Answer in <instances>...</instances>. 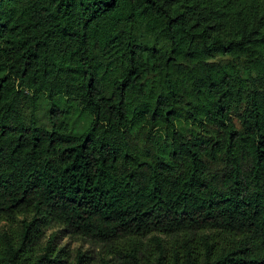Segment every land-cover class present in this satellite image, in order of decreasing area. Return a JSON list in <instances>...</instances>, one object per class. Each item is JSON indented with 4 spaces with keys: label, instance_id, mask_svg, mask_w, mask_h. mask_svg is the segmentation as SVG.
<instances>
[{
    "label": "trees",
    "instance_id": "16d2710c",
    "mask_svg": "<svg viewBox=\"0 0 264 264\" xmlns=\"http://www.w3.org/2000/svg\"><path fill=\"white\" fill-rule=\"evenodd\" d=\"M17 216L0 264H66L39 246L52 223L99 243L205 231L173 264H264V0H0V220Z\"/></svg>",
    "mask_w": 264,
    "mask_h": 264
},
{
    "label": "rangeland",
    "instance_id": "374dc122",
    "mask_svg": "<svg viewBox=\"0 0 264 264\" xmlns=\"http://www.w3.org/2000/svg\"><path fill=\"white\" fill-rule=\"evenodd\" d=\"M213 61L221 64L232 62L230 58L220 56L213 59ZM49 110L50 101L44 98L40 101L38 111L35 114L37 125L47 130L51 128L48 117ZM26 114H29L28 109H26ZM64 121L71 133L79 135L89 127L91 118L81 113L75 106H69L66 108ZM30 218V216H17L14 221L0 220V234L6 231L13 237L16 236L22 222L29 221ZM41 233L40 248L49 244L55 252L62 251V259L66 264H75L78 255H84L88 259L87 264H155L159 254L162 255L163 264H173L176 253L175 247L180 244L184 237L192 240L195 251H198L200 248L199 238L208 232L196 231L186 236L182 233L163 234L152 232L135 239H124L113 243H99L74 235L67 228L56 223L43 227ZM122 255H133L135 259H121Z\"/></svg>",
    "mask_w": 264,
    "mask_h": 264
}]
</instances>
